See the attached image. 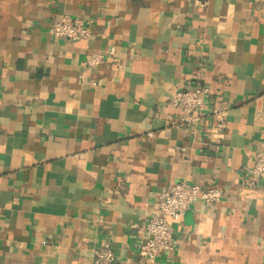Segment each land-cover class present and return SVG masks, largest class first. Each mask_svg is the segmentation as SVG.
<instances>
[{"label":"crops","instance_id":"crops-1","mask_svg":"<svg viewBox=\"0 0 264 264\" xmlns=\"http://www.w3.org/2000/svg\"><path fill=\"white\" fill-rule=\"evenodd\" d=\"M64 16L91 39L51 36ZM197 87L210 114L184 124L174 96ZM263 141L264 0H0V264H93L105 243L117 264H264V181L244 184ZM180 183L225 196L151 262L132 225Z\"/></svg>","mask_w":264,"mask_h":264},{"label":"built area","instance_id":"built-area-1","mask_svg":"<svg viewBox=\"0 0 264 264\" xmlns=\"http://www.w3.org/2000/svg\"><path fill=\"white\" fill-rule=\"evenodd\" d=\"M92 27L91 20L64 16L52 24L49 33L54 38L88 42L92 37ZM109 54L113 55L114 50H111ZM103 62V55L92 54L87 56L84 65L94 68ZM210 96V90L205 87L178 91L174 96V103L183 115L182 123L195 124L208 116L211 110L208 102ZM247 176L244 181L246 186H253L257 181H264V141L256 153L255 166ZM224 196V190L218 186L180 183L173 188L164 189L159 197L157 214L132 225L134 233L143 239L140 248L142 257L154 262L160 254L173 252L174 239L171 223L179 221L184 213L197 203L218 204L223 201ZM93 264H117L114 249L109 243H105L95 252Z\"/></svg>","mask_w":264,"mask_h":264}]
</instances>
